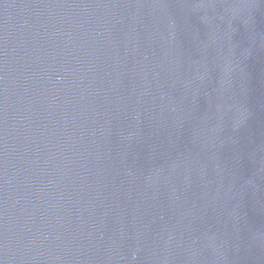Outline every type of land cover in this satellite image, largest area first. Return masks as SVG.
Here are the masks:
<instances>
[{"label": "water", "instance_id": "water-1", "mask_svg": "<svg viewBox=\"0 0 264 264\" xmlns=\"http://www.w3.org/2000/svg\"><path fill=\"white\" fill-rule=\"evenodd\" d=\"M0 264H264V0H0Z\"/></svg>", "mask_w": 264, "mask_h": 264}]
</instances>
